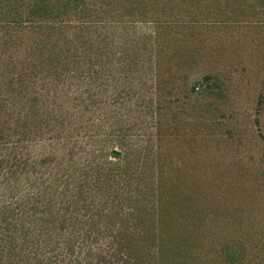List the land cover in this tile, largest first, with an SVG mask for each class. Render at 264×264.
<instances>
[{"label": "rangeland", "instance_id": "rangeland-1", "mask_svg": "<svg viewBox=\"0 0 264 264\" xmlns=\"http://www.w3.org/2000/svg\"><path fill=\"white\" fill-rule=\"evenodd\" d=\"M171 1L157 26L153 0L105 21L0 16V196L29 179L53 178L66 192L64 174L95 164L94 151L114 148L110 130L124 131L144 228L155 231L154 158L163 156L172 217L192 229V264H229L227 242L244 248L237 263L264 264V3ZM133 252L156 264L152 236Z\"/></svg>", "mask_w": 264, "mask_h": 264}, {"label": "trees", "instance_id": "trees-1", "mask_svg": "<svg viewBox=\"0 0 264 264\" xmlns=\"http://www.w3.org/2000/svg\"><path fill=\"white\" fill-rule=\"evenodd\" d=\"M153 1L148 2L150 10L161 7L162 15L157 11V16L148 22L157 26L161 19L168 18L165 6L172 1ZM144 3L145 0H0V16L31 23L71 22L69 17H75L77 22L105 21L107 15L131 17ZM208 80L205 77L203 83L206 85ZM116 134L114 130L108 134L114 148L94 151L95 164L82 166L72 176L64 174L66 192L60 191L53 178L41 183L29 179L24 186L5 187L8 192L0 196V264H142L133 250L151 236L157 251L156 264H192V229L172 217L173 171L165 169L171 164L155 155L151 195L157 219L151 233L137 217L144 199L129 187L136 174L125 162L130 156L124 145L126 134L121 131L115 138ZM39 162L44 165L45 158ZM95 192L106 197L107 204L96 206L90 202L88 197L93 198ZM54 200L58 206H54ZM113 215L117 217L114 223L110 222ZM223 248L229 264H246L245 257L237 263L243 255L241 244L234 248L227 242Z\"/></svg>", "mask_w": 264, "mask_h": 264}]
</instances>
